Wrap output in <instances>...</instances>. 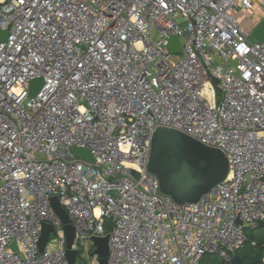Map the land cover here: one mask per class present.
Returning a JSON list of instances; mask_svg holds the SVG:
<instances>
[{"label": "built area", "instance_id": "built-area-1", "mask_svg": "<svg viewBox=\"0 0 264 264\" xmlns=\"http://www.w3.org/2000/svg\"><path fill=\"white\" fill-rule=\"evenodd\" d=\"M262 20L264 0H0V264H71L53 196L75 264H101L106 235L107 264L231 263L264 221ZM158 127L221 150L227 177L194 202L164 193Z\"/></svg>", "mask_w": 264, "mask_h": 264}, {"label": "water", "instance_id": "water-1", "mask_svg": "<svg viewBox=\"0 0 264 264\" xmlns=\"http://www.w3.org/2000/svg\"><path fill=\"white\" fill-rule=\"evenodd\" d=\"M0 38L6 39V33L2 30H0ZM249 39L264 40V20L254 28ZM169 50L172 53L181 52L177 36L171 37ZM44 85L42 78L34 79L31 82L30 95H37ZM76 154L94 161L88 149L77 148ZM149 170L158 176L164 193L172 195L179 202H194L227 177L229 163L221 150L207 146L179 130L158 127L152 137ZM51 203L57 215L65 223L68 258L71 264H75L78 254L77 250L73 249L75 227L70 223L69 215L57 196L51 197ZM238 223L242 222L238 220ZM258 225L264 228V221ZM52 230V225L44 224L40 250H43ZM93 241L96 246L94 252L99 255L101 264H107L109 235L93 237ZM11 246L18 250L16 242H13ZM231 263L245 264L239 254L232 257Z\"/></svg>", "mask_w": 264, "mask_h": 264}, {"label": "rangeland", "instance_id": "rangeland-1", "mask_svg": "<svg viewBox=\"0 0 264 264\" xmlns=\"http://www.w3.org/2000/svg\"><path fill=\"white\" fill-rule=\"evenodd\" d=\"M111 225V221H107V230H110ZM245 231L248 236V241L241 249L237 251V253L252 258L258 264H262L261 259L264 257V249L262 248L261 244L264 242V228L260 227L259 225L248 226L246 227ZM253 241L257 242L256 246L252 244ZM87 248L88 246L85 245L81 252L83 255L86 253ZM90 258L93 260L92 256H90ZM210 261H212L213 264H221L222 259L216 254H208L204 256L201 264H208ZM79 262L84 264H92L91 259L89 260L86 256L81 258V254L79 255Z\"/></svg>", "mask_w": 264, "mask_h": 264}, {"label": "crops", "instance_id": "crops-1", "mask_svg": "<svg viewBox=\"0 0 264 264\" xmlns=\"http://www.w3.org/2000/svg\"><path fill=\"white\" fill-rule=\"evenodd\" d=\"M236 254H239V253H237L236 252ZM208 255V254H207ZM211 255H213V254H211ZM242 258H243V260H244V262H245V264H247V262H248V259H247V257L246 256H244V255H242V254H239ZM219 256V255H218ZM220 257V256H219ZM204 258V257H203ZM202 258V259H203ZM221 258V257H220ZM222 259V258H221ZM202 261V260H201ZM200 264H201V262H200ZM208 264H213L212 263V261H210ZM221 264H232V263H229V262H225L223 259H222V262H221Z\"/></svg>", "mask_w": 264, "mask_h": 264}, {"label": "trees", "instance_id": "trees-1", "mask_svg": "<svg viewBox=\"0 0 264 264\" xmlns=\"http://www.w3.org/2000/svg\"><path fill=\"white\" fill-rule=\"evenodd\" d=\"M261 246H262V248L264 249V242L261 244ZM207 255V254H206ZM205 256V255H204ZM203 256V257H204ZM247 257V256H246ZM247 259H248V262H247V264H258L256 261H254L252 258H249V257H247ZM202 260V259H201ZM261 263L262 264H264L263 262H262V259H261Z\"/></svg>", "mask_w": 264, "mask_h": 264}]
</instances>
